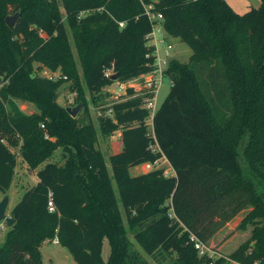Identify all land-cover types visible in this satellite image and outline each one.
Masks as SVG:
<instances>
[{
    "label": "trees",
    "instance_id": "1",
    "mask_svg": "<svg viewBox=\"0 0 264 264\" xmlns=\"http://www.w3.org/2000/svg\"><path fill=\"white\" fill-rule=\"evenodd\" d=\"M147 1H156L168 35L193 53L187 62L170 61L174 82L153 115V130L144 96L133 87L106 107L112 115L100 118L101 132L121 131L123 141L109 156L110 173L94 125L59 103V89L71 82L88 109L74 47L91 94L112 84L114 73L124 82L154 68L143 2L0 0V192L12 185V145L19 141L32 168L58 148L64 157L48 161L12 208L15 223L0 244V264H45L42 244L56 236L76 264H149L129 232L145 253L176 264H264V0L244 13L226 0ZM15 12L11 27L6 17ZM43 68L67 78L50 79ZM15 98L37 111L25 113ZM162 157L174 175L130 171ZM248 205L247 240L216 257L196 249L194 237L207 245Z\"/></svg>",
    "mask_w": 264,
    "mask_h": 264
},
{
    "label": "rangeland",
    "instance_id": "2",
    "mask_svg": "<svg viewBox=\"0 0 264 264\" xmlns=\"http://www.w3.org/2000/svg\"><path fill=\"white\" fill-rule=\"evenodd\" d=\"M228 4L234 9L237 8L235 4L244 5L243 7H239L236 11L238 13H244L251 9L252 7H258L261 4V0H226ZM247 5V6H246ZM171 42L174 44V48L171 50L172 57H175L183 62H187L190 60V57L193 53L192 48L185 42H183L178 37H170ZM71 41L73 43V39L71 37ZM74 52L76 56V60L78 63V67L80 70V75L82 78L83 88L86 92V99L88 101V109H84V104L82 108L77 113L76 117L79 118L81 123H92L97 131L98 142L97 147L102 150L105 155L106 162L108 164V168L110 173L111 170V163L109 156L112 153L120 151L122 148L120 147V136H118V131L112 134H103L101 132L100 126V118L107 115L109 105L118 99L120 93L124 90H119L118 81L116 84L114 82L112 84H108L102 88L101 91L91 94L87 87L84 80V72L79 61L78 54L74 47ZM50 69L43 68L40 73L42 75H47L50 73ZM172 83L170 82V78L167 76L165 77L161 87L159 89L157 95V107H160L161 104L164 102L165 98L170 92ZM59 103L73 107L77 105L78 98L77 92L72 91L71 89V82H65L59 89ZM74 97V101L70 102L69 100ZM95 99V100H94ZM17 103L19 108L24 111L25 113H33L37 111L36 105L31 101H23L17 98L14 99ZM83 103V102H82ZM150 118L148 117V120ZM150 130L152 126H149ZM12 149L17 154V166H16V173L12 182L11 187L6 192H0V201L3 199L5 195H9L10 202L7 208V213L11 214L12 208L21 200L23 194L37 184L39 177L38 171L48 162V161H64L62 149L58 148L54 152V155L51 159L46 160L44 163L40 164L38 167L32 168L30 167L27 162L23 159L20 151V141L16 145H12ZM168 160L164 157L161 161V164L168 168L170 164H168ZM145 171L144 167L142 166L140 170L135 171L134 169L131 170L132 173H138ZM173 173V171L171 170ZM114 187L116 189V193L118 198L120 199L119 189L117 184L114 182ZM252 208L251 205H248L245 210L240 211L237 216L233 217L231 220L226 222L223 227H221L208 241L205 247V251H208L214 257L220 256L221 254H229L233 250H235L242 242L247 240L250 237L251 227L253 226L252 223L246 222V224L242 225L243 219L249 213L250 209ZM125 217V216H124ZM8 226L6 225L5 221L0 223V244L3 243L5 235L8 231ZM129 239L130 243L133 247L138 249L142 256L144 257L145 261L149 264H176L175 259L173 257H160L155 258L151 255L145 253L143 248L139 245V243L134 238V233L129 232ZM42 252L44 254V262L45 264H76L73 255L69 251V249L65 246H62L60 243H55L53 239L46 240L42 244ZM103 255L105 259H108L110 255V243L108 238L104 241V248H103ZM231 264H239L238 262H231Z\"/></svg>",
    "mask_w": 264,
    "mask_h": 264
},
{
    "label": "built area",
    "instance_id": "3",
    "mask_svg": "<svg viewBox=\"0 0 264 264\" xmlns=\"http://www.w3.org/2000/svg\"><path fill=\"white\" fill-rule=\"evenodd\" d=\"M145 6V13L149 17V20L152 23V30L149 34H147V45L151 49V55L154 57V68L146 73L140 74L136 77H133L127 81L120 82L118 81L119 90H124L122 93H126L128 87H133L137 91L136 95L144 96V106L150 111V116L148 120V125H152L153 127V115L156 111L157 107V95L161 84L163 83L165 77L170 78V82L173 84L174 78H172L168 74V69L170 65V61L175 58L172 57L170 53L174 48V44L171 42L168 33L165 30L163 19L164 15L162 12L157 10L156 1H147L141 0ZM125 22L121 21L120 26H124ZM112 73V70H107L106 74L109 76ZM50 79H61L67 78V75H63L60 70H51L48 73ZM120 93V95L122 94ZM120 97V96H119ZM118 97V99H119ZM70 102L74 101V97H72ZM107 115H112V110L109 109ZM153 129V128H152ZM164 157L157 159L156 161H147L142 163L145 171H150L156 168H163L164 174L166 176L173 175L169 168L164 167L161 164V161ZM50 209L53 210V202L49 201ZM195 238V247L199 250L201 254H204L206 244L200 239ZM53 241L55 243H59V239L56 236Z\"/></svg>",
    "mask_w": 264,
    "mask_h": 264
},
{
    "label": "water",
    "instance_id": "4",
    "mask_svg": "<svg viewBox=\"0 0 264 264\" xmlns=\"http://www.w3.org/2000/svg\"><path fill=\"white\" fill-rule=\"evenodd\" d=\"M19 16V12H15L14 14H10L6 17V23L9 26H13L17 20ZM119 73H114L112 75V79L114 80V84L117 83V79H118ZM2 78H0V82H1ZM83 103L80 102L77 105L73 106V107H67V110L70 112V114L72 116H76L77 113L80 111V109L82 108ZM10 202V197L9 195H5L3 197V199L0 201V223L2 221L6 222V225L8 227H12L15 223V218L12 217L10 214L7 213V208Z\"/></svg>",
    "mask_w": 264,
    "mask_h": 264
},
{
    "label": "crops",
    "instance_id": "5",
    "mask_svg": "<svg viewBox=\"0 0 264 264\" xmlns=\"http://www.w3.org/2000/svg\"><path fill=\"white\" fill-rule=\"evenodd\" d=\"M235 6H237V8H235L236 10L235 11H239V10H237L239 7H243L244 5H239V4H235ZM247 6V5H246ZM152 126V125H151ZM153 128V127H152ZM118 136H120V147L122 148V144H123V141H122V132L121 131H118ZM169 162V161H168ZM168 164H170V167L168 166V168H169V170L171 171H173V175L175 174V170H174V168L172 167V165H171V163L169 162ZM143 165L142 164H139V165H137V166H133V167H131L130 168V171L131 170H135V171H138V170H140V168L142 167ZM143 172H146V171H143ZM143 172H138V173H135V174H140V173H143ZM132 173V172H131ZM132 174H134V173H132ZM253 209V207L250 209V211ZM243 210H245V209H243ZM249 211V212H250ZM241 212H242V210H241ZM237 216V215H236ZM246 217V216H245ZM252 230H253V226L251 227V232H250V236L252 235Z\"/></svg>",
    "mask_w": 264,
    "mask_h": 264
}]
</instances>
